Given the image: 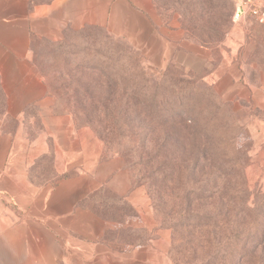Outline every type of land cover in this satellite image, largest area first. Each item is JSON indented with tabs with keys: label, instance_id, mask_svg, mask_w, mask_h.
I'll list each match as a JSON object with an SVG mask.
<instances>
[{
	"label": "crops",
	"instance_id": "1",
	"mask_svg": "<svg viewBox=\"0 0 264 264\" xmlns=\"http://www.w3.org/2000/svg\"><path fill=\"white\" fill-rule=\"evenodd\" d=\"M89 27L128 40L147 63L187 50L184 32L162 26L153 0H0V264H173L170 233L155 232L141 187L121 159L104 157L96 138L77 135L72 117L58 114L36 63L42 42ZM51 155L62 177L34 182V165ZM118 206L130 213L118 217ZM122 229L142 230L144 240L119 245Z\"/></svg>",
	"mask_w": 264,
	"mask_h": 264
},
{
	"label": "rangeland",
	"instance_id": "2",
	"mask_svg": "<svg viewBox=\"0 0 264 264\" xmlns=\"http://www.w3.org/2000/svg\"><path fill=\"white\" fill-rule=\"evenodd\" d=\"M153 2L162 26L170 31L180 29L187 40L185 55L172 56L169 63H147L144 55L136 52L128 40L114 38L107 31L95 27L73 32L60 42L40 44L36 49L35 60L54 96L58 114L71 116L67 112L73 111L77 112L78 117H82L80 111L83 109H99L102 102L100 96L112 91L121 94L135 90L132 80L137 79L139 75V70L135 69L137 63L145 73L152 92L171 91L170 78L163 85L159 86V83L162 75L174 67L184 73L185 77L196 79L200 93L190 97L189 104L195 106L213 97L221 109L214 117L213 124L230 125L235 129V145L240 155L249 204L256 213L262 214L264 154L257 157L254 153L257 148H264V23L260 24L251 18L234 22L232 0H212V3L205 7H201L196 0ZM213 6L216 8H209ZM205 11L208 12L200 17ZM220 21L223 26L218 28L216 24ZM174 38L176 36L171 33L172 43ZM194 109L191 108L193 111ZM73 125L77 135L86 130L96 138L89 128L76 126L74 121ZM26 130L32 134L42 129L36 126ZM153 130L148 136L150 141L161 137L160 130ZM95 140L100 145L104 157H118L114 151L106 150L100 140ZM174 140L175 136L172 135L170 141ZM118 158L125 167L124 160ZM207 174L208 170H205L202 176L204 181L208 179ZM61 177L55 168L52 155L38 160L32 170V179L37 183H53ZM168 183L169 181L166 182V187L169 188L172 184ZM218 184L223 185L221 182ZM139 190L143 192L144 198L152 208L147 190L144 187ZM101 193L102 199H116V196L109 192ZM127 213H130L127 206H118V217ZM156 224L155 232L169 231L170 259L173 264H178L172 256L171 230L157 221ZM188 237V232L183 231L184 246ZM130 239L143 241V231L122 229L118 232L119 245L127 244ZM257 257L258 263L264 260L262 253L257 254ZM253 262L246 261L247 264H258Z\"/></svg>",
	"mask_w": 264,
	"mask_h": 264
},
{
	"label": "trees",
	"instance_id": "3",
	"mask_svg": "<svg viewBox=\"0 0 264 264\" xmlns=\"http://www.w3.org/2000/svg\"><path fill=\"white\" fill-rule=\"evenodd\" d=\"M196 1L201 7L212 3ZM135 69V90L100 96L99 109H83L82 117L67 113L76 126L89 128L106 150L124 160L135 187L147 190L157 223L172 232L171 251L178 264L258 263L257 254L264 256V212L256 213L249 204L235 129L213 124L221 111L218 101L212 97L190 105V97L200 93L196 79L174 67L160 78L159 86L171 79V91L166 92H152L138 63ZM153 129L161 137L150 141ZM183 231L189 235L185 246Z\"/></svg>",
	"mask_w": 264,
	"mask_h": 264
},
{
	"label": "built area",
	"instance_id": "4",
	"mask_svg": "<svg viewBox=\"0 0 264 264\" xmlns=\"http://www.w3.org/2000/svg\"><path fill=\"white\" fill-rule=\"evenodd\" d=\"M232 19L234 22L251 18L256 22L264 23V0H232Z\"/></svg>",
	"mask_w": 264,
	"mask_h": 264
}]
</instances>
